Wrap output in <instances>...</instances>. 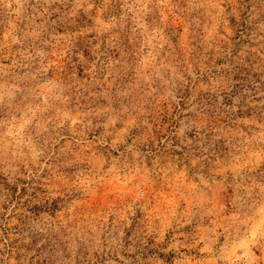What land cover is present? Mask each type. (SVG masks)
Wrapping results in <instances>:
<instances>
[{"label": "rangeland", "instance_id": "rangeland-1", "mask_svg": "<svg viewBox=\"0 0 264 264\" xmlns=\"http://www.w3.org/2000/svg\"><path fill=\"white\" fill-rule=\"evenodd\" d=\"M0 264H264V0H0Z\"/></svg>", "mask_w": 264, "mask_h": 264}]
</instances>
